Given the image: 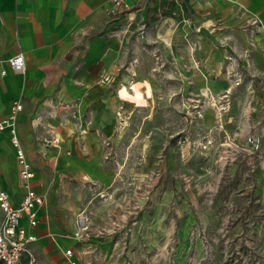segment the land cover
Listing matches in <instances>:
<instances>
[{
  "label": "rangeland",
  "instance_id": "rangeland-1",
  "mask_svg": "<svg viewBox=\"0 0 264 264\" xmlns=\"http://www.w3.org/2000/svg\"><path fill=\"white\" fill-rule=\"evenodd\" d=\"M178 1L190 18L161 1L155 14L123 23L121 71L136 77L120 78L133 91L127 100L118 92L126 103L111 184L72 180L73 193L55 195L75 203L59 233L75 243V264H264V130L255 116L264 72L252 64L250 35L244 48L221 21L202 24ZM178 21L181 47L172 50L164 42ZM201 36L214 43L203 38L201 48ZM78 215L87 227L79 238Z\"/></svg>",
  "mask_w": 264,
  "mask_h": 264
},
{
  "label": "crops",
  "instance_id": "crops-1",
  "mask_svg": "<svg viewBox=\"0 0 264 264\" xmlns=\"http://www.w3.org/2000/svg\"><path fill=\"white\" fill-rule=\"evenodd\" d=\"M161 1L174 4L124 0L125 7L117 15L112 13V0H0V122L20 100L23 109L17 116L16 131L25 159L35 172L29 183L35 192H47L38 224L31 230L37 235L31 248L38 264H68L63 251L75 245L59 234L70 225L68 215L75 203H58L55 195L59 191L73 193L72 180L94 182L102 188L116 175L110 153L119 139L121 105L126 103L118 99L120 78L125 77L126 82L129 74L136 77L128 68L121 71L123 23H132L141 12L155 14ZM188 1L196 21H221L229 34L239 36L244 48L250 35L247 50L255 57L252 64L264 72V0ZM183 4L178 16L190 18L189 7ZM180 24L170 26L164 42L167 48L181 47L175 35ZM203 38L214 43L201 36V48ZM187 48L193 55V47ZM19 54L24 57L25 69L14 74L8 71L7 60ZM255 116L259 118L256 126L264 130V87ZM54 136L62 142L60 150L42 144ZM19 172L7 128L0 129V188L7 192L14 208L25 192ZM53 178L62 180V189L53 187ZM21 225L30 230L25 218ZM73 227L77 231L75 221ZM93 253L103 254L95 249Z\"/></svg>",
  "mask_w": 264,
  "mask_h": 264
},
{
  "label": "built area",
  "instance_id": "built-area-1",
  "mask_svg": "<svg viewBox=\"0 0 264 264\" xmlns=\"http://www.w3.org/2000/svg\"><path fill=\"white\" fill-rule=\"evenodd\" d=\"M124 0H112V13L117 14L123 9ZM167 2L178 5L180 11L183 7L178 0H166ZM8 71L11 73H21L25 69V60L22 54L9 58L7 60ZM7 73L6 70L1 72L2 75ZM122 89L120 86L119 90ZM23 106L20 100L14 102L11 112L7 118L0 122V129L7 128L9 141L12 145L17 162L20 166L19 176L24 181L25 192L19 202L18 207L11 205L10 197L3 189L0 188V264H38L32 251L31 245L37 241V235L31 230L35 229L38 224L39 211L45 206L43 195L35 192L30 186V181L34 179L35 172L30 163L25 159L24 151L16 131V120L18 114L22 111ZM52 133V132H51ZM45 147L61 149L62 142L58 137L43 140ZM22 218L26 219L30 230L21 225ZM76 237H82L87 229L86 220L83 216L78 215ZM63 256L68 264H73L75 256L73 248L63 251Z\"/></svg>",
  "mask_w": 264,
  "mask_h": 264
},
{
  "label": "bare ground",
  "instance_id": "bare-ground-1",
  "mask_svg": "<svg viewBox=\"0 0 264 264\" xmlns=\"http://www.w3.org/2000/svg\"><path fill=\"white\" fill-rule=\"evenodd\" d=\"M193 50V49H192ZM193 60V59H192ZM191 60V61H192ZM194 61V60H193ZM196 65V64H195ZM194 65V66H195ZM127 86L125 85H122V89H121V93L123 95V97L127 100L129 97H131V93L133 91V85H132V82H128V84H126ZM73 262V261H72ZM74 264V262H73Z\"/></svg>",
  "mask_w": 264,
  "mask_h": 264
}]
</instances>
